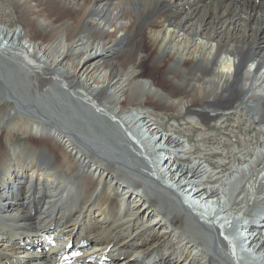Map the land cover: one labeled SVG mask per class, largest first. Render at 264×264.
I'll return each mask as SVG.
<instances>
[{
    "label": "bare ground",
    "instance_id": "1",
    "mask_svg": "<svg viewBox=\"0 0 264 264\" xmlns=\"http://www.w3.org/2000/svg\"><path fill=\"white\" fill-rule=\"evenodd\" d=\"M10 2L15 20L0 22V264H264V232L245 235L238 213L252 186L241 194V177L264 174V142L209 141L234 112L264 135V0ZM146 63L191 97L135 71ZM155 105L202 128L161 134ZM254 145V160L236 165Z\"/></svg>",
    "mask_w": 264,
    "mask_h": 264
},
{
    "label": "rangeland",
    "instance_id": "2",
    "mask_svg": "<svg viewBox=\"0 0 264 264\" xmlns=\"http://www.w3.org/2000/svg\"><path fill=\"white\" fill-rule=\"evenodd\" d=\"M13 4L10 2V0H0V22L4 23V24H10L13 23L15 20V15L13 13ZM18 24L14 25L13 27L16 28L17 30L19 29V26L17 28ZM201 50L207 51L208 48H199ZM135 71L136 72H142L141 75L145 76L146 78L151 79L157 86H159L160 88H162L165 92L170 93V95L174 98L177 97H183L184 99L190 98V94L186 93V92H174L173 90H169L167 87V85L164 84L163 80H161V75L160 74L163 70L162 68H154L151 66V64L146 63L144 64L142 67H139L138 65L135 66ZM192 98H195L193 100V106L195 107H199V108H208V107H212V105H209V103H207L206 99H198L195 96H192ZM197 99V100H196ZM216 100V99H215ZM221 103L219 101L216 102V106L221 109L224 108L223 106H220ZM214 107V106H213ZM161 106H156L151 110V115H152V122L155 121L156 125H158L159 129H165V131H161V134H165V133H170L173 135H179L181 136V138L184 137V133L186 134V136H195V132L198 129H194L193 128H189L190 125H188V128L184 125H178V124H183L184 119L183 116L181 115L179 112H176L175 110H171V111H167L170 113V115L168 116H163L162 113L164 114L165 111H163L164 109L161 108ZM226 110V109H225ZM224 111V110H223ZM162 112V113H160ZM224 114V113H223ZM237 112L234 113H230L224 116V118H221L220 121L222 122V128L219 127V125L217 126V130L215 131L217 132H221V135H223V137L225 134L228 135V140H231L232 142H234V140H239V138H241V140H246V139H250L252 142L255 141H263L264 142V135L261 133H257V129L251 124H249V122L247 121V116L246 115H241V121L239 120V115L236 116ZM180 119V121L178 120ZM160 120H166L165 122H161ZM176 122V123H175ZM247 122V123H246ZM175 126V127H174ZM184 128V132H178L176 133V131L179 130H173V129H180L182 127ZM224 127V128H223ZM253 128V129H252ZM255 128V129H254ZM182 130V129H181ZM233 131L234 137L232 136V134H230L231 131ZM254 130V131H253ZM245 132H248L247 135L245 134ZM211 134V133H210ZM239 134L241 136H239ZM131 135V134H130ZM24 137H21L20 135L18 136V140L16 141H21ZM185 140V138L183 139ZM196 141H193L192 143H194ZM258 142V143H259ZM262 145L264 143H261ZM255 146V145H254ZM188 177H186V181H188L187 179ZM262 192V191H261ZM259 192L256 193V196L258 195ZM244 204V203H243ZM252 216H255V214H262V212L259 211V206H257L253 212Z\"/></svg>",
    "mask_w": 264,
    "mask_h": 264
},
{
    "label": "built area",
    "instance_id": "3",
    "mask_svg": "<svg viewBox=\"0 0 264 264\" xmlns=\"http://www.w3.org/2000/svg\"><path fill=\"white\" fill-rule=\"evenodd\" d=\"M161 122H165L166 120H160ZM187 128H188V124H187ZM222 138V135H221V132H218V133H216V134H214V135H212L210 138H209V141H220V139ZM201 141H203V140H200V141H197V143H200ZM205 145H206V143H205ZM216 147H218V146H216ZM221 144L219 145V148H217L216 149V151H219V152H221L222 154H224L222 151H221ZM224 160L223 159H221L220 158V162H223ZM221 175L223 174V173H220Z\"/></svg>",
    "mask_w": 264,
    "mask_h": 264
},
{
    "label": "water",
    "instance_id": "4",
    "mask_svg": "<svg viewBox=\"0 0 264 264\" xmlns=\"http://www.w3.org/2000/svg\"><path fill=\"white\" fill-rule=\"evenodd\" d=\"M211 104H213V106H214V103H211ZM209 105H210V104H209ZM213 106H212V107H208V108H206V110L209 111V108H213Z\"/></svg>",
    "mask_w": 264,
    "mask_h": 264
}]
</instances>
